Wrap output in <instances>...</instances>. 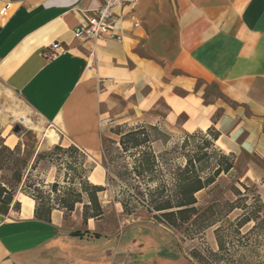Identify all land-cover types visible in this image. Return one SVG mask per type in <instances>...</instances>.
Masks as SVG:
<instances>
[{
	"label": "crops",
	"instance_id": "0c3cea01",
	"mask_svg": "<svg viewBox=\"0 0 264 264\" xmlns=\"http://www.w3.org/2000/svg\"><path fill=\"white\" fill-rule=\"evenodd\" d=\"M101 2L0 0L11 5L0 17V82L89 154L100 153L110 120L213 127L224 153L264 161V0H139L117 11L122 41L76 38ZM53 45L61 49L50 58ZM101 222L77 211L44 222L35 202L17 212L0 203V264H186L169 234L163 244L150 229L156 240L134 256L136 240L99 233Z\"/></svg>",
	"mask_w": 264,
	"mask_h": 264
},
{
	"label": "trees",
	"instance_id": "16d2710c",
	"mask_svg": "<svg viewBox=\"0 0 264 264\" xmlns=\"http://www.w3.org/2000/svg\"><path fill=\"white\" fill-rule=\"evenodd\" d=\"M141 125L144 126L121 135V151H103L107 186L90 181L95 166H86L88 154L75 145L67 148L57 145L51 151L39 153L36 161L56 157L72 174L65 173V185L57 181L47 185V191L39 187L32 192L24 189L23 193L35 202V218L50 222L54 211L62 212L66 218L82 206L85 223L90 219L102 220L105 211L99 194L116 188L113 202L121 205L126 216L136 215L139 210L146 211L158 223L171 230H180L191 239L203 237L208 229L215 227L218 252L197 251L195 256L200 262L219 264L223 257L220 254L228 253L227 246L234 243L229 240L231 235L239 238L238 243L246 247L252 258L256 257L258 248L264 245V202L257 188L239 183L243 191L234 188L235 201L198 206L197 195L217 189L218 180L229 176L235 168V155L226 154L216 146L220 133L213 127L205 134L203 131L185 132L186 140L176 150L186 149L189 140L200 138L199 151H154L155 143L168 144L166 133L158 126ZM145 126L158 136L147 134ZM15 151L20 149L8 147L0 134V171L12 163L6 154L13 156ZM65 156L73 161L62 159ZM78 157L82 158L81 162ZM13 178L19 185L21 172L15 169ZM15 190L8 182L0 181V203L11 205ZM237 211L239 215L231 219L230 216ZM246 228L248 230L244 232ZM82 235L81 232L72 233V236Z\"/></svg>",
	"mask_w": 264,
	"mask_h": 264
},
{
	"label": "rangeland",
	"instance_id": "374dc122",
	"mask_svg": "<svg viewBox=\"0 0 264 264\" xmlns=\"http://www.w3.org/2000/svg\"><path fill=\"white\" fill-rule=\"evenodd\" d=\"M28 120V124H23L21 118ZM182 120H184L182 118ZM105 131H108L107 136L103 138V145L100 153L88 154L86 166L94 165L95 169L90 175V181L100 186L106 184V170L103 167V151H121L120 140L121 135L126 134L131 129L144 126L141 124H115L110 120H105ZM127 125V126H126ZM145 132L152 137H157L158 134L145 126ZM49 132H54L58 135V140L55 143L47 138ZM166 133L168 144L165 146L161 142H157L153 146L154 151H174L176 147L181 145L186 140V134L183 131H178L177 127L174 131L163 130ZM197 132V131H196ZM194 133V132H192ZM205 134V132L203 131ZM0 134L5 140V144L11 149L18 147L20 151H15L16 155L8 158L12 161L6 170L0 171V181L8 182L15 187L13 203V211L20 210L21 204L30 205L34 200L26 196L23 191H33L36 187L44 191L48 190L47 185L59 181L61 185H65V173H71L65 169V166L58 161L56 157L36 161L39 153L51 151L55 146L69 147L71 144L60 132L45 123L33 110H31L20 98V96L9 89L4 83L0 82ZM189 147L176 151H199L197 147H201V140H189ZM135 151V150H130ZM62 159L65 161H73L70 157L65 156ZM81 162L82 158L78 157ZM182 161V160H181ZM19 170L22 174L21 183L15 184L13 178L14 171ZM239 183H246L252 189L257 188L259 195L264 202V161H259L252 155L247 153H238L235 155V168L229 176L221 177L218 182V188L214 191L205 190L197 195L200 207H206L213 202H224L226 200L235 201L237 196L234 194V188L243 191ZM116 189V188H114ZM114 189L108 190L99 194L100 200L105 211L100 227L97 229L103 235H119L122 236V242H131L136 240L135 249H130L129 254L137 255V246L147 245V241L156 240V235L161 243L168 240V235L174 238L176 243L171 244V251H176L184 256L186 264H205L200 262V259L195 256L197 251H212L218 252V246L215 239V227L208 229L203 237L191 239L180 230H171L163 224L158 223L151 218V215L146 211L139 210L136 215L126 216L120 204L113 202ZM24 197V198H23ZM252 198V194L250 195ZM82 206L77 207V213L82 214ZM73 214L66 217L69 219ZM239 212H234L230 218L235 219ZM151 229V230H150ZM156 233V235L150 232ZM248 228L244 229L247 232ZM129 231V232H127ZM123 233H125L123 235ZM136 235L135 237H133ZM151 235L149 240L144 238ZM238 237L231 235L229 240L234 243L229 244L228 253L220 254L223 256L219 264H264V245L258 248L257 256L252 258V254L247 253V249L238 243ZM149 244V243H148ZM177 247V248H174ZM164 251H168L169 247H165ZM149 251V249H148ZM127 252L124 255L127 256Z\"/></svg>",
	"mask_w": 264,
	"mask_h": 264
},
{
	"label": "built area",
	"instance_id": "2783aa9c",
	"mask_svg": "<svg viewBox=\"0 0 264 264\" xmlns=\"http://www.w3.org/2000/svg\"><path fill=\"white\" fill-rule=\"evenodd\" d=\"M101 5L95 13L74 30L76 38L85 42H105L107 40L122 41V37L116 33L117 25L122 21L123 15L118 10L133 8L139 0H101ZM10 4L5 3L0 9V17L3 19L9 15ZM53 54L50 58L59 55L60 45H53Z\"/></svg>",
	"mask_w": 264,
	"mask_h": 264
},
{
	"label": "bare ground",
	"instance_id": "6f19581e",
	"mask_svg": "<svg viewBox=\"0 0 264 264\" xmlns=\"http://www.w3.org/2000/svg\"><path fill=\"white\" fill-rule=\"evenodd\" d=\"M21 120H22L23 124H24V123H25V124H28V120H27L26 118L22 117ZM47 138H48L51 142L54 141V142L56 143L57 140H58V135H57L56 133H54V132H49V133L47 134ZM23 198H24V197H23Z\"/></svg>",
	"mask_w": 264,
	"mask_h": 264
}]
</instances>
